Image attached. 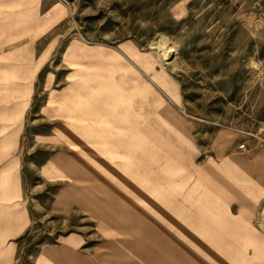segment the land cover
<instances>
[{
    "label": "rangeland",
    "instance_id": "obj_1",
    "mask_svg": "<svg viewBox=\"0 0 264 264\" xmlns=\"http://www.w3.org/2000/svg\"><path fill=\"white\" fill-rule=\"evenodd\" d=\"M4 2L8 264H264V0Z\"/></svg>",
    "mask_w": 264,
    "mask_h": 264
},
{
    "label": "crops",
    "instance_id": "obj_2",
    "mask_svg": "<svg viewBox=\"0 0 264 264\" xmlns=\"http://www.w3.org/2000/svg\"><path fill=\"white\" fill-rule=\"evenodd\" d=\"M2 2L5 3L4 0H2ZM56 23L57 22H53V24H56ZM0 25H3V24L1 23ZM3 39L5 41H7V39L5 37H3ZM6 44L8 45L7 42H6ZM70 128H72V126H70ZM65 135H66L67 139L72 137L70 132H67ZM70 145H71V147H73L72 144H70ZM50 164H52V163H50ZM11 169H12V165L8 162L5 163L3 166H0V177L2 175L5 177L7 175H9L10 182L11 181L14 182L16 180V183L18 184V189H19V187H21L22 183L24 182V178H22V176H21L22 172L20 171V169H18L17 172H16V170H13L11 172ZM15 172H16V174L12 175ZM9 179L8 178H5V179L1 178L0 181L2 184L5 183V185H8ZM11 183L8 185V187L6 189L0 188V201L9 200L10 191L12 192V190L17 187L14 183H13L14 185ZM10 185H13V187L10 188ZM13 192L15 193L16 189H14ZM17 194H19V191L17 192ZM209 214H210V216L208 215L209 221H211L212 223H215L220 228V231L223 234L227 235L228 238L232 242H234L236 245H238L239 247H245L248 249L251 246V243L253 244V242H251L249 239H247L248 240L247 241L244 238H241L242 236L237 235L236 231H233V228L235 226L233 224V222H234L233 219H231V218H224L223 219L219 216H216L215 214H212V213H209ZM208 217H206V218H208ZM10 220H11V216H10V210H9L8 205L7 204L6 205L0 204V264H8L9 250H4V248H2V247H3L4 243H6V240L9 239V236H10V229H11ZM16 224L18 225V223H16ZM231 231H232V234H231ZM263 232H264V230H263ZM258 240H260V238H258ZM259 244H261V243H257L254 241V245H255L254 247L258 248L259 255L261 257L262 256L264 257V248L259 247Z\"/></svg>",
    "mask_w": 264,
    "mask_h": 264
},
{
    "label": "bare ground",
    "instance_id": "obj_3",
    "mask_svg": "<svg viewBox=\"0 0 264 264\" xmlns=\"http://www.w3.org/2000/svg\"><path fill=\"white\" fill-rule=\"evenodd\" d=\"M165 39H163L162 41H164ZM161 41V42H162ZM168 44V43H167ZM166 45V44H165ZM165 45H163V46H165ZM163 46L162 45H160V44H157V47L160 49V52H162V58L163 59H165V60H167V59H169L170 58V56H171V54L173 53L174 54V50L173 49H171V50H168L167 48H163ZM156 47V48H157Z\"/></svg>",
    "mask_w": 264,
    "mask_h": 264
}]
</instances>
